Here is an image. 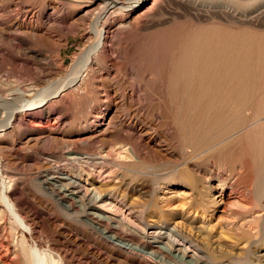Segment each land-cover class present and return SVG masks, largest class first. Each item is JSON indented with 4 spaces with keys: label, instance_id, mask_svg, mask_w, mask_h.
<instances>
[{
    "label": "bare ground",
    "instance_id": "bare-ground-1",
    "mask_svg": "<svg viewBox=\"0 0 264 264\" xmlns=\"http://www.w3.org/2000/svg\"><path fill=\"white\" fill-rule=\"evenodd\" d=\"M80 30L65 77L6 96L0 83V148L65 151L39 187L93 247L61 232L76 255L40 253L20 233L23 264H264V0H0L2 54L47 46L58 61L50 36ZM144 170L148 199L123 179ZM8 177L3 210L30 233L50 224Z\"/></svg>",
    "mask_w": 264,
    "mask_h": 264
},
{
    "label": "rangeland",
    "instance_id": "rangeland-1",
    "mask_svg": "<svg viewBox=\"0 0 264 264\" xmlns=\"http://www.w3.org/2000/svg\"><path fill=\"white\" fill-rule=\"evenodd\" d=\"M82 34H83V30H80L77 35H68L67 38H61L58 35L56 36L55 34L50 36V39H49L50 41L48 40V42H51V43L64 42V44H63L64 46H62L60 48V51L58 52V56H59L58 61L56 59H54L53 53L48 49L49 47H47V46H39V47H37V46L34 47L32 45H30L31 47L28 46V47H30L29 53L31 54V55H29V53L19 51L17 48L10 45L9 43L7 44L6 41L3 42L2 47H3L4 51L7 50L6 51L7 53H6V55L4 52H3V54L0 53V83L2 85V88H1L2 93L1 94L3 96H6L8 94V92H11L15 89L23 88V87L28 86V85H33V84H35V82H39V86H37V88H40V87L44 88L48 84L46 82H49V79H47V76L50 73H51L50 76H52V77H50V80L56 81V80H60L61 78L65 77L67 75L66 69L71 64L72 58H74L75 55L80 52V49L84 48V43H83L84 39H83ZM132 38H134V37L131 36V39ZM15 44H17V43H15ZM33 52H38L40 56L34 57L32 55ZM52 57H53V61H52ZM46 58H47V60H46ZM56 61H57V63H56ZM58 62H59V64H58ZM50 63L52 64V66ZM48 64H50V66ZM41 81H43V82H41ZM131 82H132V84H135V80H131ZM96 83H98L97 80H96ZM132 89L130 88V90H132ZM133 91H137V89L134 87ZM135 93H137V92H135ZM100 94L102 95V92ZM89 96L92 97L93 95L90 94ZM135 103L141 107L139 112H138V114L140 116L144 117L145 115H148V113H147L148 108L147 107L145 108L146 104H144V102L137 101ZM141 105H143V107ZM68 106L69 105H68V102L66 100H57L54 103V107H60V108L66 109V110L69 109ZM87 107L88 108L84 111L83 110L81 111L80 109H78V110L81 113L82 112L87 113L90 105ZM135 108H137V107H135ZM126 112L127 111H125V114H126ZM128 113L130 114V112H128ZM122 115H124V114L122 113ZM125 119L126 118H124V120ZM148 119H149V117H148ZM150 131H149L150 133L148 132L149 134L147 133L145 135L146 139H148L150 137H151L150 139H152L153 137L156 136L155 131H153V130H150ZM57 136H59V134ZM119 142L120 141H112V142L104 145L103 151L105 153H103V155H106L107 152L112 147L118 146L117 144H119ZM7 143H8L7 147H9V148H7V147H4V149L0 148V171H1L0 172V199L2 198V195H3L2 177L6 178L9 176L12 179L11 180L8 177L9 180L12 181L13 186L15 185L14 187H15V189H17V192L19 194H21L20 197H23L25 200L29 199V200H27L28 206L30 208H33L34 211L37 210V208H38L41 212L43 211L42 208H46L49 212L45 213L43 211V214H45L50 220L52 219V221L50 222V224L46 223L45 225H43L44 227H42V226L39 227L36 225L35 227H32L31 233L27 232L11 216H9V214H7L5 210H3V205H2L1 200H0V211H3V212H0V218H1L0 219V221H1L0 222V260H2L4 262V264H23V262L21 261L22 259L20 260V258L23 257L22 254H20V253H22L23 247L20 244V242H18L19 241L18 238L20 239V236H21L20 233L21 234L24 233V235L26 236L25 237L26 238L25 244L23 246H25V247L27 246L29 248H36L40 253L43 252L44 250H48V248H50V247H54L53 245H55L54 248H57V249L59 248L58 250L66 251L68 254L75 256L76 253L74 251H71L70 249H68L67 246L63 244L64 240L62 243V238H63L62 234H68V235L70 234L71 237L74 236L73 238H76L75 240H77V242L79 244L90 246V248H93L91 246V244H89L87 242V240H85V238H84L85 235H87V233H88L87 229L84 228L83 226L79 225V224H75V222L73 223V220L65 217L61 213V211L57 208V206L51 200H49L50 198H48L46 195L44 196V194L42 193V191L40 190V187H39L41 179L43 178L44 175L46 176L47 173H51V171L53 172L54 167H56V166L60 167L61 165L64 164L62 162L64 160H62V159H63V154L65 153V151L61 150L60 146H57L59 149H57V147L52 148L51 149L52 153H51V150L48 149L47 147L39 148L41 150H39V149H36V150L26 149V150H24V149H22L23 143L21 140H15V141L7 140ZM113 145H115V146H113ZM11 146H12V148H11ZM98 146L99 145H97V146L94 145V146H92L93 148L92 147L88 148L89 149L88 152L93 151L92 152L93 154H94V152L95 153L99 152L100 150L97 148ZM85 149H83L82 151L86 152L87 149L86 150ZM106 149H108V151ZM54 152L55 153L57 152L59 155H56ZM108 154H111V153L109 152ZM53 155H55V158ZM162 155H164V154H162ZM57 157L60 159H58ZM205 160L206 159L201 158L198 160V162L201 163V165H203V163L206 162ZM36 165H39V166H36ZM52 165H54V166H52ZM105 165L109 166L110 164H108L106 162ZM137 168H138V166H137ZM144 171H145L146 176H136V175L131 174V173H125L123 176V179H125L126 182H129V183L132 182L134 185H136L138 187H141V188L143 187V189L145 191V198L148 199L151 197V188L155 187V185L153 184V181H152L154 179V177L152 176L151 171H148V170L147 171L144 170ZM37 179H39L40 182ZM16 183L18 185L20 184V186L18 187V185ZM20 187H21V190L19 189ZM36 187H39V190ZM38 192H40V194ZM30 195H32V199H31ZM34 203L35 204L37 203L38 206H41V207H38L37 204L35 205ZM32 204H33V206H32ZM49 213H51V214H49ZM1 215L3 216V219H2ZM53 219L55 221H53ZM48 224L49 225L53 224V225H51V227H50ZM45 227H47V228H45ZM75 230H76V232H75ZM39 231L41 233H39ZM61 232H62V234H60ZM77 235H79V236H77ZM15 237H16V239H15ZM92 241L93 240H91L90 242H92ZM16 247H18L19 251ZM20 248L22 250H20ZM10 249L12 250V252L10 251ZM6 250H8V252ZM13 252H14V254H11ZM9 255H10V257H9Z\"/></svg>",
    "mask_w": 264,
    "mask_h": 264
}]
</instances>
